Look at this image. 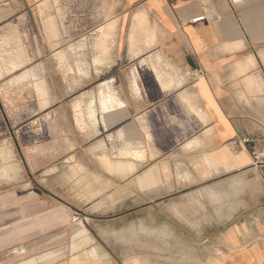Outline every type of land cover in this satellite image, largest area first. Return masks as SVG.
Here are the masks:
<instances>
[{"label":"crops","instance_id":"0c3cea01","mask_svg":"<svg viewBox=\"0 0 264 264\" xmlns=\"http://www.w3.org/2000/svg\"><path fill=\"white\" fill-rule=\"evenodd\" d=\"M14 2L36 141L0 264H264V48L230 1Z\"/></svg>","mask_w":264,"mask_h":264},{"label":"rangeland","instance_id":"374dc122","mask_svg":"<svg viewBox=\"0 0 264 264\" xmlns=\"http://www.w3.org/2000/svg\"><path fill=\"white\" fill-rule=\"evenodd\" d=\"M98 0H50V4H95ZM240 20L247 26L249 35L261 41L264 48V0H229ZM14 0H0V7L14 5ZM43 4H45L43 2ZM0 26V213H14L15 197L29 198L33 189L29 182L30 149L36 141L32 128L36 124V103L28 87H22L23 80L28 79L22 75L29 70V66L22 68L25 62L18 60L19 41L14 37L16 30ZM73 27H76L74 25ZM49 28L44 27L47 32ZM33 48L32 45L29 46ZM14 61L18 66L12 69L10 64ZM42 131L43 123L39 122ZM46 134L38 139L43 141ZM23 168V186L15 184L16 173ZM24 209L26 205L23 206ZM29 208V206H27ZM13 225V221H0V224ZM13 228V226H12ZM64 255V254H61ZM25 256V254L23 255Z\"/></svg>","mask_w":264,"mask_h":264},{"label":"built area","instance_id":"2783aa9c","mask_svg":"<svg viewBox=\"0 0 264 264\" xmlns=\"http://www.w3.org/2000/svg\"><path fill=\"white\" fill-rule=\"evenodd\" d=\"M203 19H205V16L197 17V18L194 19V21L196 22V21L203 20ZM249 141H250V138H247V137H243L241 139V142H243V143H247ZM239 143H240V141H238L237 139H234V140L231 141V144L234 147H237L239 145Z\"/></svg>","mask_w":264,"mask_h":264}]
</instances>
